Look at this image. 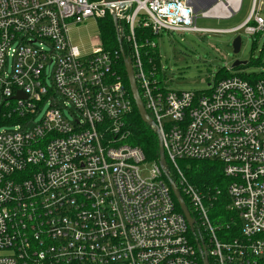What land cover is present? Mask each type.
<instances>
[{
  "label": "built area",
  "instance_id": "1",
  "mask_svg": "<svg viewBox=\"0 0 264 264\" xmlns=\"http://www.w3.org/2000/svg\"><path fill=\"white\" fill-rule=\"evenodd\" d=\"M241 1L201 10L206 0H127L112 10L102 0H0V122L11 121L0 125V264H202L161 169H143L141 150L125 142L132 104L119 54L99 34L87 51L69 38L71 26L112 15L208 264H264V79L232 75L205 92H175L155 43L162 33L214 32L197 18L229 19ZM260 13L252 0L226 32H264ZM182 160L221 166L239 237L218 238L209 209L221 191L196 189Z\"/></svg>",
  "mask_w": 264,
  "mask_h": 264
},
{
  "label": "rangeland",
  "instance_id": "2",
  "mask_svg": "<svg viewBox=\"0 0 264 264\" xmlns=\"http://www.w3.org/2000/svg\"><path fill=\"white\" fill-rule=\"evenodd\" d=\"M259 1L260 16L264 19V0ZM251 2L252 0H242L239 11L229 19L198 17L196 26L197 28L215 29L234 28L240 25L248 16ZM98 33V22L89 19L80 25L71 26L69 38L73 45L87 51L91 46V41H95ZM236 35L240 36L241 46L239 53L233 54L232 41ZM155 43L159 50L160 66L163 68L162 76L164 77H162V80L166 82L169 90L175 92H205L210 90L215 83L216 76L223 71H231V65L235 61L245 62L246 64L234 69L233 72H243L244 75L264 72V67L252 63V61L256 62L264 57V32L256 33L254 36L246 35L242 31L235 35L222 32L162 33L155 38ZM58 101L61 100L58 99ZM45 110L46 108L37 114L33 122H38L43 117ZM63 114L69 121L74 119L73 116L77 117L72 109L64 110ZM3 128L7 129L6 126H0V130ZM211 163L215 162L212 161ZM149 167V163L142 166L143 169ZM147 174V172L142 173V177H147ZM217 176L219 177V174ZM219 183L223 186L218 189L221 194L225 195V183L223 180ZM224 204L227 207V200L224 201Z\"/></svg>",
  "mask_w": 264,
  "mask_h": 264
},
{
  "label": "trees",
  "instance_id": "3",
  "mask_svg": "<svg viewBox=\"0 0 264 264\" xmlns=\"http://www.w3.org/2000/svg\"><path fill=\"white\" fill-rule=\"evenodd\" d=\"M97 22H98V32H99L98 34L102 42V45L104 47V50L112 53L116 51L119 54V58L116 60L117 70L121 76L123 85L126 89V93L132 104V109L130 114L126 116V118L124 119L125 130L128 132L125 142L131 146L139 148L144 156L146 163L158 164L159 154H158L157 135L152 129H150L141 122L130 96L128 82L121 57V54H123L125 57H129V54L127 53L126 44H124L123 41L119 40L114 28L113 21L110 17H105L104 19H100ZM147 37L150 39L152 38L150 35H147ZM252 63L253 65L264 67V57L263 59H259L256 62L252 61ZM235 74H237L242 79L247 80L249 82L264 79V72H260L259 74L250 73L247 75H244V73L242 74L235 73ZM232 75L234 74L228 71H223L222 73L216 76L215 81L228 78ZM10 122L11 121L9 120L2 121L0 122V125H8L10 124ZM211 162L212 161L195 162V161L182 160L178 162V167L180 166L179 168H181V170L184 173V176L191 185H193L199 191L204 192L208 188L218 189L220 186H223V184L219 183L222 180L224 181V183H226V180L223 178L222 175L221 166L215 161H213L215 163H211ZM166 163H167V169H166L167 178H169L170 180L176 183L175 177L173 176L172 166L170 163L168 162ZM218 174L219 177L217 176ZM167 178L163 173L161 174V179L168 186ZM180 195L182 196L188 210L192 215L187 199L181 193ZM171 197L175 204L176 211L181 213L180 210L178 209V206L176 205L175 199L172 194ZM225 197L226 196L224 194H221V196L219 195L218 198L215 200L213 207L209 209V213H210L209 219L211 221V224L214 227H216L217 236L220 240L223 241H227L229 239H234L236 237H239V223H238L239 221L236 219L234 212L229 210L224 204V201L226 202L227 200V198ZM233 220L234 222H232ZM195 231H196V227H195ZM189 235L192 241H195V238L192 236V234L189 233Z\"/></svg>",
  "mask_w": 264,
  "mask_h": 264
},
{
  "label": "water",
  "instance_id": "4",
  "mask_svg": "<svg viewBox=\"0 0 264 264\" xmlns=\"http://www.w3.org/2000/svg\"><path fill=\"white\" fill-rule=\"evenodd\" d=\"M105 4H108L110 9H115L116 5L120 2H124L127 0H102ZM194 1V0H192ZM215 3V0H206V2L204 3V5H202V7L200 8L201 10H206L208 8H210L213 4ZM194 12L197 13V9L196 7H193ZM112 21L114 24V28H115V22L113 19V15H112ZM240 46H241V39L240 36H236L233 41H232V53L233 54H237L239 53L240 50ZM122 57V61H123V66H124V70H125V74H126V78H127V82H128V87H129V92H130V96L131 99L134 103V106L136 108V111L139 115V118L141 120V122L146 125L147 127H149L150 129H152L156 135H157V139H158V154H159V159H158V166L161 169V172L166 176L167 178V163H166V159H165V155H164V151H163V147H162V139H161V135L158 132L153 120L151 119V117L147 114L144 106H143V102L141 100V97L139 95L137 86H136V82L133 76V72H132V67H131V61L130 58L125 57L123 54H121ZM246 63L245 62H238L235 61L232 63L231 65V69H235L238 68L239 66H244ZM17 99L20 98H24L21 94H18ZM167 183H168V187L175 199L176 205L178 206V209L180 210L181 214L183 215L190 233L192 234V236L195 238V242L197 244V249L198 252L200 253V255L202 256V264H208V260L206 257V252H205V247L201 241V239L197 236V233L195 231V220L192 217L190 211L188 210L182 196L180 195L178 188L176 186V183L172 180H170L169 178H167Z\"/></svg>",
  "mask_w": 264,
  "mask_h": 264
},
{
  "label": "crops",
  "instance_id": "5",
  "mask_svg": "<svg viewBox=\"0 0 264 264\" xmlns=\"http://www.w3.org/2000/svg\"><path fill=\"white\" fill-rule=\"evenodd\" d=\"M243 22H244V21H243ZM243 22H242V23H243ZM242 23H241V24H242ZM241 24H240V25H241ZM238 26H239V25H238ZM238 26H236V27H238ZM236 27H234V28H236ZM234 28H219V29H215V28H200V29H204V30H207V31H214V32L217 31V32L225 33V34H232V33L226 32V31L231 30V29H234ZM234 35H235V34H234ZM236 36H237V35H236ZM236 36H235V37H236ZM235 37H234V38H235ZM239 67H241V66H239ZM239 67H238V68H239ZM235 69H236V68H235ZM233 71H234V69H232V70L229 71V72L232 73V74H234V75H237V74H235V73H241V74L243 73V72H233Z\"/></svg>",
  "mask_w": 264,
  "mask_h": 264
},
{
  "label": "bare ground",
  "instance_id": "6",
  "mask_svg": "<svg viewBox=\"0 0 264 264\" xmlns=\"http://www.w3.org/2000/svg\"><path fill=\"white\" fill-rule=\"evenodd\" d=\"M217 32V31H216Z\"/></svg>",
  "mask_w": 264,
  "mask_h": 264
}]
</instances>
